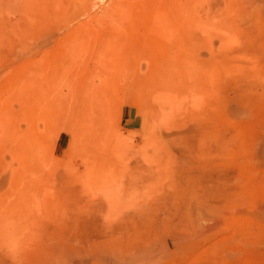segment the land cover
I'll return each mask as SVG.
<instances>
[{
  "label": "rangeland",
  "instance_id": "obj_1",
  "mask_svg": "<svg viewBox=\"0 0 264 264\" xmlns=\"http://www.w3.org/2000/svg\"><path fill=\"white\" fill-rule=\"evenodd\" d=\"M0 264H264V0H0Z\"/></svg>",
  "mask_w": 264,
  "mask_h": 264
}]
</instances>
